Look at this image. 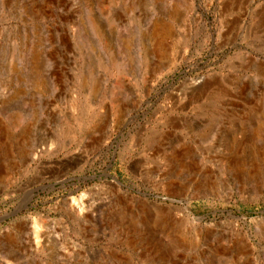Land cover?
I'll list each match as a JSON object with an SVG mask.
<instances>
[{
	"label": "rangeland",
	"instance_id": "rangeland-1",
	"mask_svg": "<svg viewBox=\"0 0 264 264\" xmlns=\"http://www.w3.org/2000/svg\"><path fill=\"white\" fill-rule=\"evenodd\" d=\"M0 264H264V0H0Z\"/></svg>",
	"mask_w": 264,
	"mask_h": 264
}]
</instances>
